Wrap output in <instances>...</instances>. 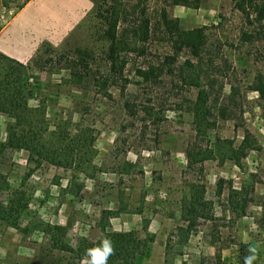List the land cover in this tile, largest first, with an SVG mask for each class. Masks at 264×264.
<instances>
[{"label": "rangeland", "instance_id": "374dc122", "mask_svg": "<svg viewBox=\"0 0 264 264\" xmlns=\"http://www.w3.org/2000/svg\"><path fill=\"white\" fill-rule=\"evenodd\" d=\"M24 1L0 0V28ZM235 1L204 0L200 10L182 6L188 13L180 18L175 5L167 7L182 29L203 27L206 42L198 59L182 49L172 65L174 75L150 86L137 83L135 70L171 52L160 33L145 43L144 55H126L124 91L120 82L106 91L93 81L74 84L70 71L55 61L56 53L75 56L79 50L92 58L96 77L106 74L108 42L92 8L61 41L37 47L25 61L30 63L25 73L12 66L10 79L22 86L35 111L30 119L40 127L41 148L61 163L36 165V156L22 149L0 155L7 191L19 190L27 203L15 227L0 221V264H76L73 254L54 249L48 225L63 226L62 239L73 249L108 232L132 231L147 247L131 264H239L249 247L256 248L254 264H264V108L257 93L247 89L258 72L264 74V39L253 36L258 23L251 10L247 17ZM121 2L147 8L152 19L160 5L156 0ZM8 70L0 60V77ZM189 75L218 99L210 116L214 125L205 136H196L188 111L197 91ZM230 85L239 91L228 102ZM126 100L134 113L124 107ZM219 103H229L227 119L218 114ZM9 122L0 113V143ZM244 130L259 148L247 150L236 163L229 148L240 144ZM193 145L214 154L201 171L187 167L186 150ZM196 193L201 204L188 213L185 206ZM0 194L4 199L7 193Z\"/></svg>", "mask_w": 264, "mask_h": 264}, {"label": "trees", "instance_id": "16d2710c", "mask_svg": "<svg viewBox=\"0 0 264 264\" xmlns=\"http://www.w3.org/2000/svg\"><path fill=\"white\" fill-rule=\"evenodd\" d=\"M27 1L25 0L23 4ZM91 1L93 4L92 11L102 23L103 37L108 42L105 54L107 71L106 74L96 77L99 70L95 69L94 71L89 61L93 60L89 58V54L86 52L77 50L75 56H59L56 53V56L54 55L55 61L58 64L62 62L64 65L62 67L70 71L72 78L75 79L74 84L79 85L83 81L85 83L93 81L94 85L96 84L106 91L108 85L119 84L120 82V89L124 91L125 86L129 82L123 75V69L127 63L126 55L132 52H137L138 56L144 55L146 53L145 43L155 33H160L161 39L169 42L171 52L162 54L156 62H149L146 66H140L135 70V75L138 78L137 83L142 85L150 86L160 82V77L163 75H174L175 69L172 65H174L182 49L188 50L193 58L198 59L205 46L206 37L203 27L184 30L179 25V19L169 15L167 11V7L174 5L198 9L204 0H156L160 5L156 8V14H154L153 19L147 8L142 7L139 9V5L136 3V5L130 4L128 8L121 0ZM235 2L236 7L244 12L247 17L249 9L251 10L254 15L253 21L258 23V27L253 30V36L258 40L264 39V0H236ZM249 23L251 24L250 21ZM245 35L246 40L251 38V35ZM43 46H48V42L43 41L40 43L37 48L38 51ZM0 60L5 62L9 69L8 73H4L0 77V113L11 119L6 128V140L0 143V155L5 149H22L32 157L36 156L37 159L34 161L36 165L42 161H46L52 165L61 163L57 160L58 155L55 156L53 153H48L41 148L40 141L38 140L40 127L38 124L32 123L30 119V114L34 110L27 105L22 86L10 79L14 71L13 65L22 68L25 73L30 64L29 61L21 63L1 52ZM222 61L225 69L227 67L226 61ZM224 69L220 65L219 71L220 73L222 72L221 75L226 77V74L223 72ZM178 77L183 80L185 76L178 73ZM188 79L193 82H191L192 84L197 86L195 98L189 104L188 111L192 116L196 136H205L206 131L214 125V121L210 120V116L213 114V108L217 104L218 99L211 98V91L204 87H199L198 82H195L191 75L188 76ZM247 89L257 93L259 106L264 108V74L258 72ZM238 91L233 85L229 86V92L226 96L228 102L233 101ZM219 104V106H216V109L220 117L223 119L230 117L231 108L227 106L229 103L227 105L224 103ZM124 107L134 113L132 102L126 100ZM143 112L145 114L148 113V108L144 107ZM193 146L188 147L186 150L187 167L190 169L196 168L198 171H201L203 161L212 159L214 154L212 149ZM258 148L259 146L254 136L248 130H244L240 144L236 148L230 146L228 156L237 163L240 158L246 155L247 150ZM64 153L68 152L64 150ZM7 190L8 181L0 169V193L3 191L7 193L4 199L0 197V221H4L8 225L15 227L16 221L27 203L23 193L19 190L10 192ZM197 194L190 197L189 202L185 206L186 212L195 213L198 205L201 204L202 197L198 196L200 192ZM46 231L54 249L61 253L73 254L77 259L76 264H82L81 261L87 258L85 255L86 250L95 246L101 239L99 238L94 241L83 240L73 249L62 239L64 235L63 226L48 225ZM106 236L111 239L114 249L113 255L108 259V264L116 262L131 264L135 256L144 253L147 247L146 240L137 238L132 231H113L108 232ZM243 247L245 245L240 244V249ZM241 253H243L244 257L247 255L245 251ZM49 264L55 263L52 260ZM56 264H60V262H56ZM239 264H243V258L239 261Z\"/></svg>", "mask_w": 264, "mask_h": 264}, {"label": "crops", "instance_id": "0c3cea01", "mask_svg": "<svg viewBox=\"0 0 264 264\" xmlns=\"http://www.w3.org/2000/svg\"><path fill=\"white\" fill-rule=\"evenodd\" d=\"M91 8V0H28L0 28V52L25 62L42 41H61ZM186 11L179 5L173 10L179 18Z\"/></svg>", "mask_w": 264, "mask_h": 264}, {"label": "clouds", "instance_id": "9594fccd", "mask_svg": "<svg viewBox=\"0 0 264 264\" xmlns=\"http://www.w3.org/2000/svg\"><path fill=\"white\" fill-rule=\"evenodd\" d=\"M114 249L109 237L104 236L97 244L86 250L84 264H108V259L113 255ZM248 255L243 258V264H254L257 259L256 248L249 247Z\"/></svg>", "mask_w": 264, "mask_h": 264}]
</instances>
